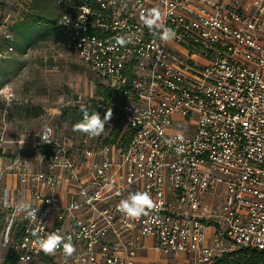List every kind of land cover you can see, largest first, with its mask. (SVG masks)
Masks as SVG:
<instances>
[{"label":"built area","instance_id":"1","mask_svg":"<svg viewBox=\"0 0 264 264\" xmlns=\"http://www.w3.org/2000/svg\"><path fill=\"white\" fill-rule=\"evenodd\" d=\"M57 7L76 58L111 96L77 95L67 109L113 116L102 138L42 126L0 161L2 246L16 264H213L264 252V0ZM152 8L173 42L142 23ZM137 192L157 207L130 219L118 205ZM21 201L38 209L35 219L15 212ZM52 232L71 238V257L33 247V233Z\"/></svg>","mask_w":264,"mask_h":264},{"label":"rangeland","instance_id":"2","mask_svg":"<svg viewBox=\"0 0 264 264\" xmlns=\"http://www.w3.org/2000/svg\"><path fill=\"white\" fill-rule=\"evenodd\" d=\"M58 12L57 0H0V88L8 85L14 93L10 103L0 100L3 165L16 152V142L21 136L37 132L42 126L54 127L61 138L76 136L78 132L63 118V111L72 106L77 95H82L83 100L91 93L96 99L102 98L99 80L76 58L62 31H51L57 28ZM38 18L50 23L47 27L50 33L32 45H24L25 42L21 45L23 31H18L17 26L25 21L31 24L28 22ZM36 28L35 35H40L42 27ZM100 136L106 137L105 132ZM2 179L4 182L5 177ZM2 221L0 264H11L7 249L2 246Z\"/></svg>","mask_w":264,"mask_h":264},{"label":"clouds","instance_id":"3","mask_svg":"<svg viewBox=\"0 0 264 264\" xmlns=\"http://www.w3.org/2000/svg\"><path fill=\"white\" fill-rule=\"evenodd\" d=\"M142 23L151 29H161L160 39L164 43L173 42L176 39L177 33L168 27H164L162 23V13L157 8H152L146 13H142L140 16ZM58 23L67 26L71 24V19L67 15L58 21ZM118 44L124 45L129 41L124 38H118ZM14 99V93L8 85L0 88V100L8 103ZM82 120L73 126V130L85 134L90 138L99 137L105 130L106 124L111 120L113 116L112 109H107L103 118L97 111L89 112L82 109ZM47 140V139H45ZM183 146L177 147V153L183 152ZM156 204L152 197L147 192H137L130 195L127 199L122 200L118 205V210L130 219H139L143 215H147L149 210H155ZM16 213L24 212L29 218L35 219L38 209H32L28 203L23 201L19 202L15 207ZM37 238L33 241V247L38 251H42L46 255H53L62 247L63 253L66 257H71L76 248L69 237L67 240L58 232H52L46 236H38L37 233H33Z\"/></svg>","mask_w":264,"mask_h":264},{"label":"trees","instance_id":"4","mask_svg":"<svg viewBox=\"0 0 264 264\" xmlns=\"http://www.w3.org/2000/svg\"><path fill=\"white\" fill-rule=\"evenodd\" d=\"M28 23H31V24H27L25 21L24 23L17 26L18 31L20 32L23 31L21 32V41H23L21 42V45L24 44V42H25L24 45H32L35 41H37L38 39H41L43 35L50 33V31L47 28L49 27L50 23L47 22L45 18H38L37 20L33 22L29 21ZM37 25L42 27V28H39L40 35H35L37 34V31H36ZM55 29L52 28L51 31L55 33H59V31L61 30L58 26ZM17 49L20 50L21 47H18ZM99 84H100L99 89L103 91L104 85L102 84L101 80H99ZM101 97H103L104 100H108L111 96L107 93H104V95H102ZM82 117H83V112L78 114V112H76L75 110H71V109H66L65 111H63V118L69 119L72 125L74 123H78L79 121H81ZM3 157H4V154L3 152L1 153V150H0V161L3 159ZM3 217H5V215L0 214V219L3 220L2 225H1V230L4 224ZM7 255H8V259L11 262V264H16V260L9 252H7ZM213 264H264V252H258V251H252V250H237V251L222 255L221 257L217 258Z\"/></svg>","mask_w":264,"mask_h":264}]
</instances>
